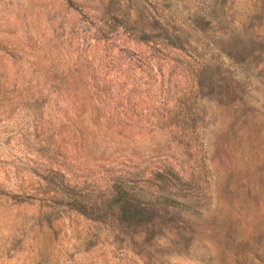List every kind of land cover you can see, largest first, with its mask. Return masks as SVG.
I'll return each instance as SVG.
<instances>
[{"label": "rangeland", "instance_id": "374dc122", "mask_svg": "<svg viewBox=\"0 0 264 264\" xmlns=\"http://www.w3.org/2000/svg\"><path fill=\"white\" fill-rule=\"evenodd\" d=\"M0 264H264V0H0Z\"/></svg>", "mask_w": 264, "mask_h": 264}]
</instances>
